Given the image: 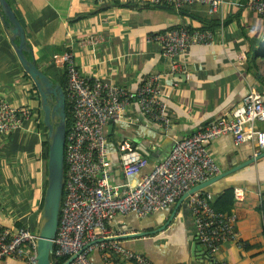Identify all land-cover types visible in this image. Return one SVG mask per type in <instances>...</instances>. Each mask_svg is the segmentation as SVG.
<instances>
[{"label":"crops","instance_id":"1","mask_svg":"<svg viewBox=\"0 0 264 264\" xmlns=\"http://www.w3.org/2000/svg\"><path fill=\"white\" fill-rule=\"evenodd\" d=\"M7 1L23 26L29 48L26 56L59 84L66 72L53 65V57L62 51L74 53L77 67L86 76L130 90L150 75L160 74V96L171 118L168 126L149 120L136 102L125 108L120 120L105 126L113 182L133 186L141 174L168 155L176 140L240 104L250 88H256L264 98V15L250 10L249 0H224L221 10L213 13L201 4L176 10L148 0ZM208 20H218V25L210 28L214 42L186 48L177 58L184 69L171 73V60L163 56L156 42L149 41V35L180 25L203 30ZM14 41L18 43V38ZM0 96L32 111L20 127L9 134L0 133V225L26 226L38 234L47 180L48 156L46 160L42 145L44 138L48 139L47 128L43 127L40 98L1 18ZM259 125L264 128V121ZM123 141L148 158V164L129 177L120 162ZM207 150L219 173L228 174L204 190L214 195L213 200L232 191L231 210L237 215L235 227L242 246L223 242L214 256L216 263L209 259L196 238L186 198L180 197L165 210L145 216L127 212L111 218L107 227L114 234L142 233L119 239L124 247L156 264H264V155L231 172L256 156L255 137L236 144L232 135L225 134L210 141ZM236 188L241 198L234 195ZM90 259L93 264H112L98 250L90 253ZM0 264L25 263L8 257ZM118 264L129 263L119 258Z\"/></svg>","mask_w":264,"mask_h":264},{"label":"built area","instance_id":"2","mask_svg":"<svg viewBox=\"0 0 264 264\" xmlns=\"http://www.w3.org/2000/svg\"><path fill=\"white\" fill-rule=\"evenodd\" d=\"M148 2L169 4L176 10L184 5L201 4L213 13L221 10L224 0ZM248 7L264 15V0H249ZM148 38L171 60V73H177L184 69L177 61L178 56L190 46L214 42V31L180 25L150 34ZM53 65L65 68V97L70 102L73 118L65 135L63 191L53 239L55 259L65 257L64 262L71 258L68 264H93L90 253L98 250L106 261L113 256L118 262L120 258L129 264H156L112 238L118 234L107 227L111 218L127 212L145 216L165 210L193 186L218 174L219 167L207 150V144L222 135H232L236 144L255 137V155L264 150V128L259 125L264 121V98L252 87L240 104L223 112L205 127L176 140L168 155L141 174L133 186L127 182H113L105 126L120 120L131 102H136L149 120L168 126L171 118L161 100L160 74L150 75L136 89L130 90L100 77L86 76L77 67L71 51L54 54ZM31 115L29 107L0 96V133L9 134ZM119 149L125 176L139 173L148 164V158L134 150L129 142L120 143ZM233 192L237 198L242 197L237 188ZM213 198L211 192L199 189L187 196L186 204L196 238L207 250L209 259L213 258L215 262L214 256L223 242L232 241L238 247L242 243L237 238L236 213L216 210L212 206ZM37 238L38 234L26 226L0 225V260L11 257L33 264Z\"/></svg>","mask_w":264,"mask_h":264},{"label":"water","instance_id":"3","mask_svg":"<svg viewBox=\"0 0 264 264\" xmlns=\"http://www.w3.org/2000/svg\"><path fill=\"white\" fill-rule=\"evenodd\" d=\"M0 8L2 11L0 18L5 22V27L8 30L9 39L13 44L17 58L38 91L43 115L42 120L47 128V137L49 140L47 184L42 204V224L38 233L36 255L33 264H53L50 260V256L52 254L53 239L59 221L64 178V144L66 135L65 92L58 82H55L44 71L39 69L33 58L29 59L26 56L25 52L29 51V48L27 47L24 29L15 16L9 2L7 0H0ZM15 38H18V43H15ZM263 155L264 152L261 151L256 156L235 166L231 172L254 162ZM227 174L228 173H218L198 183L183 193L181 198H187L190 193L196 190H204L207 186ZM140 235H142V233L135 232L113 236L112 238L119 240L138 237ZM70 259L71 258L63 264H68Z\"/></svg>","mask_w":264,"mask_h":264},{"label":"trees","instance_id":"4","mask_svg":"<svg viewBox=\"0 0 264 264\" xmlns=\"http://www.w3.org/2000/svg\"><path fill=\"white\" fill-rule=\"evenodd\" d=\"M207 22L208 23L203 27L204 29L213 28L214 26L218 25V20H212V21L208 20ZM206 26H209V27H206ZM27 76H28V74H27ZM66 84H67L66 74H62L61 79H60V85H61L62 89L64 90L65 94H66ZM34 91H35L37 97H39L38 91H37L35 86H34ZM65 112H66L65 128L67 131L68 128L70 127L71 123H72V120H73L71 105H70V102L67 100V98H66V104H65ZM42 145H43V149H44L45 158L47 160L49 140L46 137L44 138ZM46 184H47V180L45 179L44 190H45ZM233 202H234V199H233L232 191H225V192L218 194L215 197V199L212 201V206L216 210L229 212V211H231V209L233 207ZM261 209H262V212L264 214V202H262V204H261ZM109 258H110V260L113 261V264H118V260L115 257L109 256ZM50 260H51V262H53L55 264H62L66 260V258L65 257H59V258L55 259L54 248H53V252L50 256Z\"/></svg>","mask_w":264,"mask_h":264},{"label":"rangeland","instance_id":"5","mask_svg":"<svg viewBox=\"0 0 264 264\" xmlns=\"http://www.w3.org/2000/svg\"><path fill=\"white\" fill-rule=\"evenodd\" d=\"M54 79V78H53ZM43 127L46 128V125L43 123Z\"/></svg>","mask_w":264,"mask_h":264}]
</instances>
